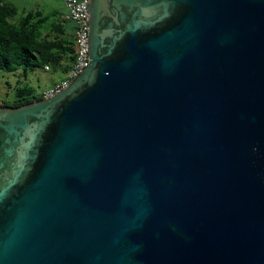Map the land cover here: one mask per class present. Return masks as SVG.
Instances as JSON below:
<instances>
[{
    "label": "water",
    "instance_id": "water-1",
    "mask_svg": "<svg viewBox=\"0 0 264 264\" xmlns=\"http://www.w3.org/2000/svg\"><path fill=\"white\" fill-rule=\"evenodd\" d=\"M89 64L0 106V264H264V0H88Z\"/></svg>",
    "mask_w": 264,
    "mask_h": 264
},
{
    "label": "trees",
    "instance_id": "trees-1",
    "mask_svg": "<svg viewBox=\"0 0 264 264\" xmlns=\"http://www.w3.org/2000/svg\"><path fill=\"white\" fill-rule=\"evenodd\" d=\"M16 11L17 8L7 0H0V70L14 72L23 69L26 76L36 67L45 69L51 66L52 70L68 73L75 58L74 35L62 31L57 37L51 38L47 35L49 20L35 19L33 13H27L23 21H12ZM65 21L62 24L66 29L69 20ZM41 93L27 84V87L16 90L14 99L1 100L0 106L30 103L41 99Z\"/></svg>",
    "mask_w": 264,
    "mask_h": 264
},
{
    "label": "crops",
    "instance_id": "crops-1",
    "mask_svg": "<svg viewBox=\"0 0 264 264\" xmlns=\"http://www.w3.org/2000/svg\"><path fill=\"white\" fill-rule=\"evenodd\" d=\"M7 1L11 5H14L17 8V11L15 12V14L13 16L12 21H16V22L23 21L25 16L27 15V13H33L35 19L49 20V22H48L49 27L47 26L49 32L47 33V35H49L51 38L55 37V36L57 37L58 33L62 32V31H65V33H67V35H69L70 33L72 35H74V23L72 21L71 22L73 23V25L72 24L69 25L66 29H65L64 25L62 24L63 21H65V20L67 21V19H66L67 8H66L63 0H7ZM55 12H57V14ZM49 17H50V19H49ZM50 32L53 34L50 35ZM62 35L64 36V34H62ZM63 67H65V69H67L66 68L67 66L63 65ZM19 71H20L19 74H22V71L21 70H19ZM7 73L9 75H12L15 77L18 74L17 72L16 73L15 72H7ZM66 74H67V71H65L64 75H66ZM1 77H5V75H3V73L1 75V72H0V78ZM24 79L26 81H24V82L22 81L21 82L22 84L28 82L27 81V75L24 76ZM57 79L58 78H56V77L53 78L51 80V84L49 86H51L53 83H55L57 81ZM16 83L17 82H15V84ZM27 84H29V82ZM10 89L15 90V85L10 84L8 81L4 82L3 87L1 88V91H0V92H2V93H0V99L1 100H12L9 96L10 95L9 94ZM44 89H46V88H44ZM44 89H41V90L37 89L36 92L40 93ZM6 94L8 95L7 97H6Z\"/></svg>",
    "mask_w": 264,
    "mask_h": 264
},
{
    "label": "built area",
    "instance_id": "built-area-1",
    "mask_svg": "<svg viewBox=\"0 0 264 264\" xmlns=\"http://www.w3.org/2000/svg\"><path fill=\"white\" fill-rule=\"evenodd\" d=\"M67 8L66 19L74 23V60L66 76L42 91V98H49L60 92L76 78L89 64L88 35L90 14L88 0H63ZM48 68V66H46ZM36 100V99H35ZM1 101V99H0Z\"/></svg>",
    "mask_w": 264,
    "mask_h": 264
},
{
    "label": "rangeland",
    "instance_id": "rangeland-1",
    "mask_svg": "<svg viewBox=\"0 0 264 264\" xmlns=\"http://www.w3.org/2000/svg\"><path fill=\"white\" fill-rule=\"evenodd\" d=\"M71 24L73 25V23L71 21H69L68 25H71ZM51 68H52L51 66L48 67V68H45V69L36 67L33 70H30L28 72V74H27V81L29 82V85L34 87V88H36V90L37 89L41 90V89H44V88L47 89V88L50 87L49 85L51 84V80L53 78H55V77L58 78L56 82H58V81H60L61 79L64 78L65 75H64V73L62 71L59 70L60 71L59 72L58 69H53L52 70ZM21 71H22V74H19L20 71L19 70H15L14 72L15 73L17 72L19 74V75L17 74L16 77H15V76L9 75L5 71L0 70L1 75H2V73H3V75H5V77H1L0 78V91H1V88L3 87V83L6 82V81H8L12 85H15V90L14 89H10L9 90V94H10L9 96H10L11 99H14L15 94H16V90H18V88L27 87V83L28 82L27 83H23V84L21 83L22 81L23 82L26 81L24 79L23 69H21ZM15 82H17V83L15 84ZM0 93H2V92H0ZM7 96L8 95L6 94V97Z\"/></svg>",
    "mask_w": 264,
    "mask_h": 264
},
{
    "label": "clouds",
    "instance_id": "clouds-1",
    "mask_svg": "<svg viewBox=\"0 0 264 264\" xmlns=\"http://www.w3.org/2000/svg\"><path fill=\"white\" fill-rule=\"evenodd\" d=\"M42 99V98H41Z\"/></svg>",
    "mask_w": 264,
    "mask_h": 264
}]
</instances>
